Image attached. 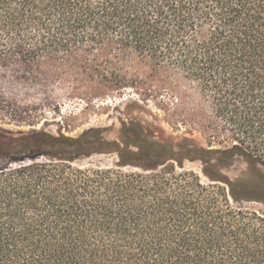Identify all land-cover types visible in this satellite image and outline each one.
<instances>
[{
  "label": "trees",
  "instance_id": "16d2710c",
  "mask_svg": "<svg viewBox=\"0 0 264 264\" xmlns=\"http://www.w3.org/2000/svg\"><path fill=\"white\" fill-rule=\"evenodd\" d=\"M124 55L196 90L178 100L217 146L131 123L0 135V264H264V0H0V65L57 79Z\"/></svg>",
  "mask_w": 264,
  "mask_h": 264
},
{
  "label": "rangeland",
  "instance_id": "374dc122",
  "mask_svg": "<svg viewBox=\"0 0 264 264\" xmlns=\"http://www.w3.org/2000/svg\"><path fill=\"white\" fill-rule=\"evenodd\" d=\"M102 66L111 69L106 73L68 71L55 79L27 74L19 60H5L0 65V135L91 136L99 130L107 139L120 140L124 124L131 123L130 127L155 139L217 146L215 137L207 136L191 120L192 110L178 100L182 90L197 98L192 87L184 90L180 86L184 82L177 86L169 72L136 55L110 56ZM117 81L125 85H115ZM115 160V155H95L89 161L112 165ZM186 167L200 171L198 162H186ZM242 168L241 163L233 164L229 173L236 175ZM248 205L264 213V204Z\"/></svg>",
  "mask_w": 264,
  "mask_h": 264
}]
</instances>
